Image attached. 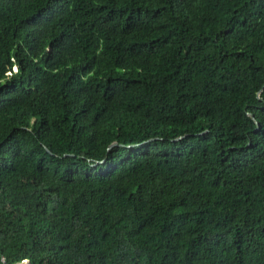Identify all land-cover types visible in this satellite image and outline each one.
Masks as SVG:
<instances>
[{
  "label": "trees",
  "instance_id": "16d2710c",
  "mask_svg": "<svg viewBox=\"0 0 264 264\" xmlns=\"http://www.w3.org/2000/svg\"><path fill=\"white\" fill-rule=\"evenodd\" d=\"M0 264H264V0H0Z\"/></svg>",
  "mask_w": 264,
  "mask_h": 264
},
{
  "label": "water",
  "instance_id": "95a60500",
  "mask_svg": "<svg viewBox=\"0 0 264 264\" xmlns=\"http://www.w3.org/2000/svg\"><path fill=\"white\" fill-rule=\"evenodd\" d=\"M117 145H118L117 143H113L110 147L117 146Z\"/></svg>",
  "mask_w": 264,
  "mask_h": 264
},
{
  "label": "built area",
  "instance_id": "2783aa9c",
  "mask_svg": "<svg viewBox=\"0 0 264 264\" xmlns=\"http://www.w3.org/2000/svg\"><path fill=\"white\" fill-rule=\"evenodd\" d=\"M1 262H2V263H4V260H3V259H1Z\"/></svg>",
  "mask_w": 264,
  "mask_h": 264
}]
</instances>
